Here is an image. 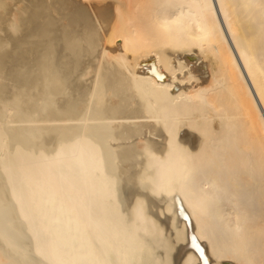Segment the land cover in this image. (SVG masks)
I'll return each instance as SVG.
<instances>
[{"label": "bare ground", "instance_id": "6f19581e", "mask_svg": "<svg viewBox=\"0 0 264 264\" xmlns=\"http://www.w3.org/2000/svg\"><path fill=\"white\" fill-rule=\"evenodd\" d=\"M0 264H264V0H0Z\"/></svg>", "mask_w": 264, "mask_h": 264}]
</instances>
